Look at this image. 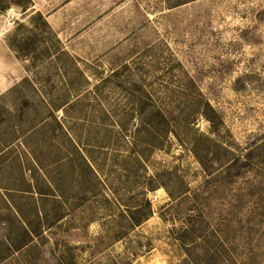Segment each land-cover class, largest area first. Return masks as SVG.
<instances>
[{
	"label": "rangeland",
	"instance_id": "obj_1",
	"mask_svg": "<svg viewBox=\"0 0 264 264\" xmlns=\"http://www.w3.org/2000/svg\"><path fill=\"white\" fill-rule=\"evenodd\" d=\"M0 264H264V0H0Z\"/></svg>",
	"mask_w": 264,
	"mask_h": 264
},
{
	"label": "trees",
	"instance_id": "obj_2",
	"mask_svg": "<svg viewBox=\"0 0 264 264\" xmlns=\"http://www.w3.org/2000/svg\"><path fill=\"white\" fill-rule=\"evenodd\" d=\"M204 116L209 120L211 124L210 131L213 133H218L220 131V123H221V117L218 113V111L212 107L210 104H207V107L203 110ZM148 206H151V203L148 201ZM143 216H141V215ZM148 213L143 212L142 209L136 210V211H131L129 213V219L131 222V225H138L145 217H147ZM139 246H135V249L137 250Z\"/></svg>",
	"mask_w": 264,
	"mask_h": 264
}]
</instances>
